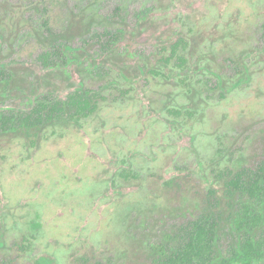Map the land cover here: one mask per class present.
Listing matches in <instances>:
<instances>
[{
    "label": "rangeland",
    "instance_id": "rangeland-1",
    "mask_svg": "<svg viewBox=\"0 0 264 264\" xmlns=\"http://www.w3.org/2000/svg\"><path fill=\"white\" fill-rule=\"evenodd\" d=\"M70 25L69 40L43 37ZM177 37L187 77L139 70ZM2 40L0 63L23 85L0 111L81 84L102 99L33 141L2 137L0 264H147L225 170L264 158V0H0ZM243 65L238 87L218 88V73L238 79Z\"/></svg>",
    "mask_w": 264,
    "mask_h": 264
},
{
    "label": "trees",
    "instance_id": "trees-1",
    "mask_svg": "<svg viewBox=\"0 0 264 264\" xmlns=\"http://www.w3.org/2000/svg\"><path fill=\"white\" fill-rule=\"evenodd\" d=\"M72 27L43 37L46 42H55L60 37L69 40L75 35ZM182 43V37L160 43L155 61L150 63L149 59V67L145 65L144 70L142 67L139 70L158 76L164 73L163 69L169 72L175 66L181 67L178 71L187 77L188 67L182 66L187 57L177 52ZM69 49L70 45L65 43L59 48L68 60ZM173 58L176 65L171 64ZM91 61L90 64L98 65L94 59ZM243 72L244 76L238 79L225 78L218 73V88L231 91L238 87L247 76L246 66ZM185 84L189 89L185 91L191 92L192 83ZM22 85L18 66L0 63V96L8 89ZM195 89L198 95L203 94V90ZM42 95L29 110H18L15 114L0 111V141L7 132L27 135L33 141L47 127L78 123L95 114L102 99L98 91L82 84L64 96H55L51 92ZM11 122L13 125L6 131ZM238 166L235 170L229 169L227 175L225 170L222 177H218V187L207 189L197 212L150 248L147 264H264V158L255 167ZM118 175L129 178L132 174L121 168ZM226 239L227 244H223Z\"/></svg>",
    "mask_w": 264,
    "mask_h": 264
},
{
    "label": "flooded vegetation",
    "instance_id": "flooded-vegetation-1",
    "mask_svg": "<svg viewBox=\"0 0 264 264\" xmlns=\"http://www.w3.org/2000/svg\"><path fill=\"white\" fill-rule=\"evenodd\" d=\"M34 105V104H33ZM24 110V109H23ZM27 110H29V109H27ZM16 111H18V110H16ZM15 110L14 111H11V112H16Z\"/></svg>",
    "mask_w": 264,
    "mask_h": 264
}]
</instances>
